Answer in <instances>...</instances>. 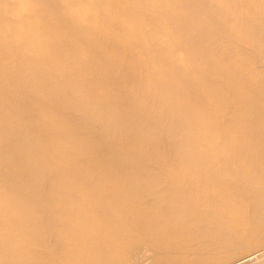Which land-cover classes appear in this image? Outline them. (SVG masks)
Returning <instances> with one entry per match:
<instances>
[{
    "label": "bare ground",
    "instance_id": "obj_1",
    "mask_svg": "<svg viewBox=\"0 0 264 264\" xmlns=\"http://www.w3.org/2000/svg\"><path fill=\"white\" fill-rule=\"evenodd\" d=\"M197 1L49 0L71 16L47 34L31 22L39 4L10 7L7 33L33 62L0 51V264H264V73L229 63L238 53L224 42L262 56L264 1L243 0L251 18L230 30L238 0L215 14ZM84 37L92 58L64 55ZM147 161L164 188L138 170Z\"/></svg>",
    "mask_w": 264,
    "mask_h": 264
},
{
    "label": "rangeland",
    "instance_id": "obj_2",
    "mask_svg": "<svg viewBox=\"0 0 264 264\" xmlns=\"http://www.w3.org/2000/svg\"><path fill=\"white\" fill-rule=\"evenodd\" d=\"M182 1L183 0H175V2H177L179 5L181 4ZM199 1H200V3H203L205 0H199ZM220 1L221 0H214V2L211 3L212 9H209L206 11H209V12L211 11L210 14H215V12H217L218 10H223L225 8L224 5H226V3L224 2V0L222 3H220ZM242 2H243V0H238L234 3L233 6H230L232 13L230 15H227L225 17V20H224V24L228 27V30H230L234 25H237V24L241 25V21L243 22V24H245L246 20L251 18V12H245V10H240V4H242ZM197 3L200 4L198 1H197ZM260 3L262 4V6L264 8L263 2L260 1ZM35 4H39L40 10L39 11L37 10V16L31 22L33 24L38 25L39 28L43 29V31H41V32H45V34L51 33V32L56 33V29L54 27H56L58 25L59 21L62 20L60 13L67 16V18L71 16L68 13H66L62 8H60V7L55 8L54 6H52L50 4L49 0H15L14 2H11L10 0H0V12L3 15H5L8 19L7 21H5L4 23H2L0 25V51L2 53H4V57L6 56L9 59L13 60V64L18 65L20 67H24V68L28 67L33 62V60H32L33 56L31 53L29 54L28 50L24 49V47L20 45L19 40H18L19 38L14 37L12 35H9L7 33V30L9 29L10 24L15 23V21L18 19V16L14 13V11L16 13H19V11H22V13H27V11L30 10L31 7H34L33 5H35ZM48 5H50L51 7H48ZM10 7L13 10L15 9L12 13L10 12ZM202 9H203V7H202ZM134 12L137 13L138 9L134 8ZM185 18L187 20H190L193 17L191 15H189V16H185ZM259 20L262 23H264V12L259 14ZM134 22L138 25H142L144 23L141 21L139 22L138 20H136ZM186 22H188L189 29H191V30L195 29V23H194L195 20L186 21ZM82 40H83L84 45L86 44L85 50L78 49L76 47V45H78V44H75V46H74L71 43L70 45L64 46V55L65 56L75 55L82 61L87 60L89 58H92L93 56L91 57V55H90L89 46L93 45L94 40L91 37L90 38L84 37ZM67 42H69V41H67ZM224 42H226V44L229 45L232 50L237 51V53H238L237 56H240V57H237V56L231 57L228 61L229 63H233L237 69H240V67L245 65L242 68V70L244 73H247L249 75L261 74L262 72L264 73V53L262 54V56L260 58H256L255 57V54H256L255 48L252 45H250L248 47H244L242 45L237 44L236 42H234L231 39H227V41L224 40ZM193 43H194L193 45H195V46H200L201 39L197 38L194 40ZM263 49L264 48H262V51L264 52ZM173 54L178 59L181 55V53L179 51H176V50L173 51ZM241 57H242V59L250 58L251 60H254V62H250L248 64H246V62L240 63L238 61H241V62L243 61L241 59ZM0 64L3 65L5 63L2 60H0ZM181 66L185 67V65H181ZM38 69L40 71L48 73L47 74L49 77V82L47 84L48 87L51 88L53 85H57L59 83L58 82V76H57L59 74V72L56 73L54 70H52V68L50 69V66L48 64L40 63L38 66ZM197 69H200V67H197ZM226 93H227V91H226ZM128 100H130V99H125V102H127ZM202 100L208 101L207 98H203ZM28 101H29L28 98L24 99L25 103H27ZM130 103H132V102L131 101L127 102V104H130ZM131 110H134L135 112H137L139 109L138 108H133V109L129 108L128 109V111H131ZM178 112H179V109L174 108L171 110V115L174 116ZM29 114H30L29 112H26V113L23 112V113H20V115H21L20 117L29 121V120H31V117ZM156 126L160 127L162 125L161 124L158 125L156 123ZM133 127L136 128L137 126L135 124H132V125H130L129 129H132ZM47 129H49L51 132H55V130H56L54 126L47 127ZM172 130H173V128L172 129L168 128V131L171 132ZM100 132L102 133L101 134L102 138H104L108 141H113V140H116L118 138L117 135L112 134L110 132H105V131H100ZM11 137L13 140L15 139L14 136H11ZM177 137H179V136H177ZM164 141H165V139H164ZM213 160L214 159H209L210 162H212ZM214 162H216V161H214ZM108 164H111V163H108ZM143 164L146 165L145 169H138V170H140L141 174L147 173V171L145 172L144 170H146V167H149L150 169H147L148 170L147 174H150L153 176H159L161 179H163L161 181V186L164 188L165 183H166L165 179H167L168 177L163 175L160 172L159 164L156 162H153V161L143 162ZM135 171H136V169H135ZM45 176L51 177V174H46ZM224 178L228 179L229 177L226 176ZM229 180L231 181L232 179L229 178ZM16 182L19 183V181H16ZM235 190H237V189H235ZM231 193H233V194L238 193V194L245 195V193H243L242 191H240V192H234L233 191ZM26 196L27 197L30 196L31 198L37 197L36 193H34L33 191H31L29 189L26 191ZM40 237L42 240H46V234H43ZM64 245H66V244H64ZM35 256H44V252L41 249H38L36 251ZM56 257H62V254L56 255Z\"/></svg>",
    "mask_w": 264,
    "mask_h": 264
}]
</instances>
